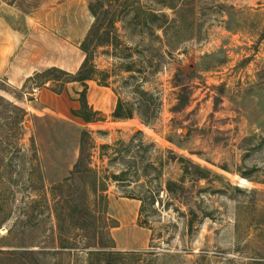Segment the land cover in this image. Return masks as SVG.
Listing matches in <instances>:
<instances>
[{"label":"rangeland","instance_id":"1","mask_svg":"<svg viewBox=\"0 0 264 264\" xmlns=\"http://www.w3.org/2000/svg\"><path fill=\"white\" fill-rule=\"evenodd\" d=\"M91 5L108 33L93 62L135 116L80 125L27 108L42 82L0 79V264H264V0H0V15L22 28L27 14H75L86 38ZM83 131L106 178L96 204L89 182L67 185ZM75 192L88 208L73 211ZM131 203L151 235L123 250Z\"/></svg>","mask_w":264,"mask_h":264},{"label":"crops","instance_id":"2","mask_svg":"<svg viewBox=\"0 0 264 264\" xmlns=\"http://www.w3.org/2000/svg\"><path fill=\"white\" fill-rule=\"evenodd\" d=\"M66 3V2H65ZM61 7L64 5L58 4ZM14 7V5H8ZM7 12V11H6ZM77 16L52 14H27L22 28L14 26L6 15H0V79L14 88H23L27 80L36 73L51 67L76 73L84 59L81 48L84 33L77 38ZM88 100L90 105L101 113L111 116L116 110L117 99L110 86L88 81ZM80 82L67 83L62 93H56L49 87H42L35 92V100H26L28 109L53 111L60 115L74 118L83 125L86 121L73 114L81 108L79 92L83 89ZM73 119V120H74ZM137 203V202H136ZM130 207L121 208L122 226L118 232V246L123 250L138 249L149 243L151 230L134 224L139 218L141 204L131 203ZM137 231V232H136ZM149 231V232H148ZM145 241H137L136 234L147 235Z\"/></svg>","mask_w":264,"mask_h":264},{"label":"trees","instance_id":"3","mask_svg":"<svg viewBox=\"0 0 264 264\" xmlns=\"http://www.w3.org/2000/svg\"><path fill=\"white\" fill-rule=\"evenodd\" d=\"M91 11L95 16V22L90 29L87 37L83 41L81 48L85 53V59L80 67V69L76 73H71L65 71L58 67H51L44 71L36 73L33 77L27 80H38L42 82V84H38V87H49L52 91L56 93H62L65 89L67 83L70 82H80L83 84V90L79 92V100L81 102V108L79 110H73V114L83 118L86 122H96L100 119V111H96L89 103L88 100V81L90 80H98L100 85L110 86L108 82L109 75L105 71L98 69V67L94 64L93 58L95 56V51H91L90 47L92 42L97 38L100 33L107 32L103 31L106 29L105 22L103 21L101 6H93L91 5ZM115 18L110 21L107 25L109 28L117 29ZM101 41V40H100ZM106 41V40H104ZM107 42V41H106ZM103 40L99 42V45H102ZM127 71H132V69L128 68ZM101 75L102 80L97 78V76ZM140 94H148L146 90L143 89V86H139ZM134 103L126 102L123 99L119 98L117 107L115 112L113 113V117L115 120H125L131 119L135 116V107ZM27 112L25 111V114ZM142 121L146 124H152L157 116H146L144 114H140ZM92 137L89 131H83L82 133V142L80 149V157L78 162L75 165V170L73 172L74 179L67 180V185L71 186L70 189L77 190L78 187L84 185L86 188L88 182L92 185V193L94 195L93 203L96 204L97 201H105L106 197L104 196L105 187V177H102L99 172L93 166V162L91 159V154L88 152L89 145L91 144ZM104 149L107 148V145L102 146ZM115 179H119L118 175L114 176ZM77 192L73 193L69 199V203L72 205V209L75 212H78L83 207L88 208V204L85 206H81L79 202L80 196L76 195ZM114 247V246H113ZM104 256L111 254V251H104ZM94 253V252H91ZM100 253V252H99ZM95 252V254H99ZM106 263L112 264L111 261H107Z\"/></svg>","mask_w":264,"mask_h":264}]
</instances>
